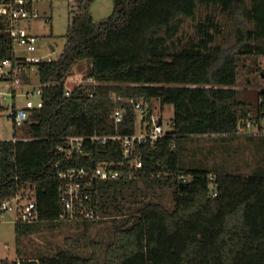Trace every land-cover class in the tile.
<instances>
[{"label":"trees","instance_id":"trees-1","mask_svg":"<svg viewBox=\"0 0 264 264\" xmlns=\"http://www.w3.org/2000/svg\"><path fill=\"white\" fill-rule=\"evenodd\" d=\"M93 2L74 0L62 52L36 67L38 84L54 85L41 87L42 107L13 126L16 140L0 145V205L19 196L35 206L33 222L16 218V235L63 222L59 173L122 160L120 141H86L82 153L68 155L66 138L133 135L139 119L130 99L148 116L157 104L160 114L171 106L170 130L153 144H136L143 168L132 179L88 188L87 206L99 218L74 224L87 231L111 220L102 250L89 242L83 256L73 243L52 257L0 264H264V160L253 175L188 168L179 145L201 136L233 139L248 115L255 127L264 121V83L257 82L264 77V0H112L111 14L98 22ZM185 20L195 21L187 37ZM12 52L0 28V62ZM241 73L249 75L245 86L238 85ZM78 76L98 85L66 89L63 82Z\"/></svg>","mask_w":264,"mask_h":264},{"label":"rangeland","instance_id":"rangeland-1","mask_svg":"<svg viewBox=\"0 0 264 264\" xmlns=\"http://www.w3.org/2000/svg\"><path fill=\"white\" fill-rule=\"evenodd\" d=\"M74 0H40L36 7L42 15L50 17V23L41 21L31 22L29 31L36 35L39 40V54L47 56L55 61L62 52L65 43L69 12L73 10ZM112 0H94L91 8L92 18L95 22L106 19L112 12ZM200 15L198 14L197 17ZM195 21L185 20L183 22L182 36L193 34ZM51 35V37H50ZM48 45L54 48L51 51ZM14 54H26L18 48H14ZM264 69V60L261 59ZM241 73L238 85L245 86V77ZM80 76L68 78L63 84L66 89H72ZM264 77L257 78V82L264 83ZM33 84L37 85V77L33 73ZM0 89L1 86H0ZM22 89L18 94L29 90ZM3 110L0 111V137L10 141L13 137V124L8 116L13 108L20 109L24 105V98L17 95L14 100L7 99L1 103ZM13 107V108H12ZM162 119L164 132L170 130V120L173 110L171 106L164 107L159 113L158 104L155 112ZM138 123V122H137ZM138 129V126H137ZM18 133V131L16 130ZM263 134V135H262ZM261 135L264 136V132ZM258 136L246 139L245 136H237L235 139H220L216 136L194 137L190 140H181L180 164L184 167L199 166L204 169L221 168L229 174L253 175L256 173L261 161L264 160V137ZM237 138V139H236ZM170 204V201H169ZM16 215L14 211L0 214V261L14 262L21 260H36L38 257H52L61 250L68 249L73 243L77 246L80 255L90 253L89 242H97L102 250L111 239L114 223L106 220L102 223L91 225L87 231L83 227L76 226L74 222L41 223L34 232L25 236L16 235Z\"/></svg>","mask_w":264,"mask_h":264},{"label":"built area","instance_id":"built-area-1","mask_svg":"<svg viewBox=\"0 0 264 264\" xmlns=\"http://www.w3.org/2000/svg\"><path fill=\"white\" fill-rule=\"evenodd\" d=\"M40 0H0V28H3L11 39L12 48H18L26 53V55H15L12 52L13 59H5L0 62V105L7 99H13L15 95L24 98L22 108L11 110L9 117L13 126L19 127L28 117V110L39 109L42 107L41 87L53 86L54 84H38L32 89L23 93L18 92L24 88H28L29 83L26 82L28 73L32 72L37 76L36 67L40 64H50L52 60L47 56L39 54V40L36 35L32 34L28 26L31 22L42 21L50 23V17L39 13L36 7ZM91 85L93 88L98 83L90 78L79 79L75 86ZM69 92L66 93L68 95ZM92 97V93L89 94ZM133 104L134 109L138 111V123H136L137 131L131 136H109L100 137L97 135L87 137H68L66 143L69 144L68 155L72 150L78 154L82 153V145L84 142L105 144L109 140H117L122 144V160L121 162H102L99 163L92 172L80 168H71L65 172L59 173L61 186L59 189L60 200L63 205V213L59 220L63 222H74L78 219L97 220L94 207L87 206L91 198L88 188L93 181H107L117 179H132L137 172L143 168L142 156L136 150V144H142L148 141L150 144L155 143L159 139L168 135L162 129V119L152 113L150 116L146 114V109L142 108L140 102L129 100ZM122 112L115 110L113 120L115 123L120 122ZM161 119V123L158 121ZM149 127L148 131H142L139 128L142 124ZM264 132V121L259 126L253 125L252 116L248 115L245 121L239 125L236 136L258 135ZM16 139H11L15 141ZM3 140L0 137L1 143ZM172 150L176 149L175 144L171 145ZM182 182H186L185 178H181ZM210 195L215 197L217 194L215 177L209 176ZM14 211L16 218L21 217L24 221L31 223L36 219L35 206L33 202L27 200L21 201L19 196L3 202L0 205V214L3 212Z\"/></svg>","mask_w":264,"mask_h":264},{"label":"crops","instance_id":"crops-1","mask_svg":"<svg viewBox=\"0 0 264 264\" xmlns=\"http://www.w3.org/2000/svg\"><path fill=\"white\" fill-rule=\"evenodd\" d=\"M46 16V15H45ZM42 22V21H41ZM49 46L50 45H48V48H49ZM54 51V50H53ZM22 55H26V54H19V56H22ZM264 60V59H263ZM28 83H29V85H28V88H33L34 86H36V85H34L33 84V73L32 72H30V73H28ZM37 77V76H36ZM37 82H38V79H37ZM38 85V84H37ZM24 89H26V88H24ZM17 95H15L14 97H13V99H11L12 101L14 100V98L16 97ZM15 109V108H14ZM263 135V134H262ZM261 134H256V135H248V136H246L247 138L246 139H250V138H253V137H258V136H262ZM235 137H237V136H235ZM245 137V136H244ZM262 137H264V136H262ZM235 139V138H234ZM237 139V138H236Z\"/></svg>","mask_w":264,"mask_h":264},{"label":"water","instance_id":"water-1","mask_svg":"<svg viewBox=\"0 0 264 264\" xmlns=\"http://www.w3.org/2000/svg\"><path fill=\"white\" fill-rule=\"evenodd\" d=\"M49 49H50L51 51L54 50V48H53L52 46H49ZM158 123H159V124L161 123V119H159ZM167 133H168V132H167Z\"/></svg>","mask_w":264,"mask_h":264}]
</instances>
